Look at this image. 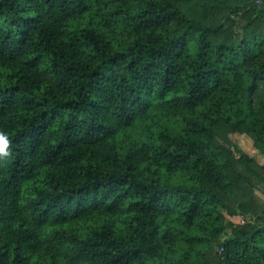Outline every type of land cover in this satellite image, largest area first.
Returning a JSON list of instances; mask_svg holds the SVG:
<instances>
[{"label":"trees","instance_id":"obj_1","mask_svg":"<svg viewBox=\"0 0 264 264\" xmlns=\"http://www.w3.org/2000/svg\"><path fill=\"white\" fill-rule=\"evenodd\" d=\"M0 133V264H264V0H0Z\"/></svg>","mask_w":264,"mask_h":264},{"label":"rangeland","instance_id":"obj_2","mask_svg":"<svg viewBox=\"0 0 264 264\" xmlns=\"http://www.w3.org/2000/svg\"><path fill=\"white\" fill-rule=\"evenodd\" d=\"M231 140L237 144L244 152H246L248 155L255 158L257 163L264 164V155H262L254 146L253 140L248 135H232ZM256 196L258 198V202L261 206H264V186L258 187L256 189ZM248 216H252V214H249ZM227 218V233L226 238L231 237L233 235V229L235 227H238L242 223V216L236 215L231 216L226 213Z\"/></svg>","mask_w":264,"mask_h":264},{"label":"clouds","instance_id":"obj_3","mask_svg":"<svg viewBox=\"0 0 264 264\" xmlns=\"http://www.w3.org/2000/svg\"><path fill=\"white\" fill-rule=\"evenodd\" d=\"M8 143L7 136L0 133V153L7 154Z\"/></svg>","mask_w":264,"mask_h":264},{"label":"built area","instance_id":"obj_4","mask_svg":"<svg viewBox=\"0 0 264 264\" xmlns=\"http://www.w3.org/2000/svg\"><path fill=\"white\" fill-rule=\"evenodd\" d=\"M261 1H258L257 3H260ZM245 221L244 220H242V223H244Z\"/></svg>","mask_w":264,"mask_h":264}]
</instances>
